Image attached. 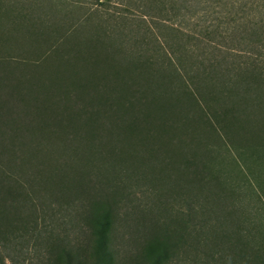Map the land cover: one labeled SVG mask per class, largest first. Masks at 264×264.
Masks as SVG:
<instances>
[{"label":"trees","instance_id":"obj_1","mask_svg":"<svg viewBox=\"0 0 264 264\" xmlns=\"http://www.w3.org/2000/svg\"><path fill=\"white\" fill-rule=\"evenodd\" d=\"M100 2L72 23L22 13L60 36L36 64L0 59V264H84L59 232L103 197L112 220L149 209L163 255L264 264V0ZM59 59L86 80L53 90ZM223 140L243 179L216 167Z\"/></svg>","mask_w":264,"mask_h":264},{"label":"rangeland","instance_id":"obj_2","mask_svg":"<svg viewBox=\"0 0 264 264\" xmlns=\"http://www.w3.org/2000/svg\"><path fill=\"white\" fill-rule=\"evenodd\" d=\"M41 1L43 0H0V59L9 60L13 65L22 61L36 64L39 59L50 55V49L60 35H50L48 31L41 32L40 29H38L39 31H26L18 23L21 20L20 22L24 23V27L25 24H30L25 20L22 22V17L25 19L22 13L28 10H35V13L27 15V18L36 21L38 25L42 19H47L48 23L55 24L78 22L81 19L85 21L89 12L94 9L100 13L99 18H104V4H100V1L104 0H72L71 3L68 2L67 5L56 8L54 13L47 15V17L41 15L40 7L45 6L48 2L43 4ZM39 5L41 6L37 8ZM6 13H9L8 17L6 15H4L6 18L1 17ZM12 14L20 19H16V17L11 19ZM51 68L55 69L56 72L53 90L58 91L71 85L70 82L77 76H79V80L85 79V76L80 75L84 71L87 72L83 67L61 59L54 65H46L42 69L50 71ZM24 69L22 68V70ZM22 70L19 69V71ZM67 104L68 106L71 105L66 102ZM218 152L223 155L219 156L216 167L223 169L222 172L225 173L226 179L230 181L243 179L246 171L243 172L235 161L233 147L223 140ZM146 187L145 185L140 192L138 189L137 193L131 195L134 201L135 198L142 199L140 197L143 196L142 191H145ZM251 196V192H248L246 199L249 200ZM105 200L107 201L105 197L101 200L104 204L103 202H95L91 211L93 217L89 218L88 221L85 218L79 219L78 224H73L76 226L75 228L69 224L71 231L68 232L67 237L64 231L59 232L61 244L63 246L68 245L67 248L72 250L78 260L84 264H185L181 256L171 254L168 256L160 253V242L165 243L166 238H163V233L160 230L154 228L152 224L154 218L150 215L149 209L118 205V211L115 212L116 217L112 220V216H108L106 212ZM80 210L81 208L74 210L73 214L79 215ZM60 259L59 264H68L65 255Z\"/></svg>","mask_w":264,"mask_h":264}]
</instances>
